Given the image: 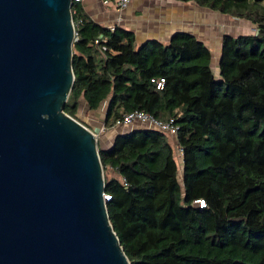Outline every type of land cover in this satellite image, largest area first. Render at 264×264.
<instances>
[{
    "label": "trees",
    "instance_id": "1",
    "mask_svg": "<svg viewBox=\"0 0 264 264\" xmlns=\"http://www.w3.org/2000/svg\"><path fill=\"white\" fill-rule=\"evenodd\" d=\"M181 1L257 30L223 36L216 72L194 33L137 46L134 30L99 22L77 0L64 110L77 117L81 98L91 109L108 99L107 129L137 109L178 125L182 177L175 144L158 128L118 133L100 148L109 217L131 264H264V0Z\"/></svg>",
    "mask_w": 264,
    "mask_h": 264
},
{
    "label": "water",
    "instance_id": "2",
    "mask_svg": "<svg viewBox=\"0 0 264 264\" xmlns=\"http://www.w3.org/2000/svg\"><path fill=\"white\" fill-rule=\"evenodd\" d=\"M75 1L0 0V264H131L97 133L64 110Z\"/></svg>",
    "mask_w": 264,
    "mask_h": 264
},
{
    "label": "crops",
    "instance_id": "3",
    "mask_svg": "<svg viewBox=\"0 0 264 264\" xmlns=\"http://www.w3.org/2000/svg\"><path fill=\"white\" fill-rule=\"evenodd\" d=\"M88 13L107 26L120 24L135 31L136 43L139 45L148 39H158L168 42L173 34L178 31H188L194 33L201 40L205 41L213 51L217 53V61L214 65L219 69V60L222 49L223 36L226 33L239 34L236 32L239 18L219 12L217 10L198 5L193 1L185 2L181 0H131L124 8H117L109 5L104 0H82ZM224 22L228 23L225 31ZM232 24V25H230ZM243 24L251 27L256 32L257 25L248 19H244ZM230 25V26H229ZM247 33V32H246ZM250 33V32H248ZM214 56V53H212ZM213 58V57H212ZM107 106L102 105L98 109H91L87 101L80 99V106L77 118L98 133L99 148H106L112 145L118 133L129 131L133 128L142 127L139 123L123 124L125 127L108 128L102 130V126L97 123L96 118L101 114L105 120ZM81 107L85 109L84 115ZM88 109V111H87ZM171 139V135L169 136ZM177 141L176 136H172Z\"/></svg>",
    "mask_w": 264,
    "mask_h": 264
},
{
    "label": "built area",
    "instance_id": "4",
    "mask_svg": "<svg viewBox=\"0 0 264 264\" xmlns=\"http://www.w3.org/2000/svg\"><path fill=\"white\" fill-rule=\"evenodd\" d=\"M106 4L109 5H114L117 8H124L126 7L131 0H104ZM73 13V10H72ZM76 35H77V30H76ZM155 80V79H153ZM165 79L161 78L158 81L157 86L160 88L163 86ZM139 123L141 126H147V127H153V128H158L169 135L176 136L178 132V125L175 123L174 118L172 117L169 120H162L151 113H148L144 110H134L131 112H128L124 115L123 119H119L116 123V125H121V124H134V123ZM97 133V131H95ZM98 136V133H97ZM107 198L109 195H105ZM106 199V198H105ZM204 200H201V205L203 204Z\"/></svg>",
    "mask_w": 264,
    "mask_h": 264
},
{
    "label": "rangeland",
    "instance_id": "5",
    "mask_svg": "<svg viewBox=\"0 0 264 264\" xmlns=\"http://www.w3.org/2000/svg\"><path fill=\"white\" fill-rule=\"evenodd\" d=\"M242 19V18H241ZM243 21H244V19L243 20H239V24H236L235 26H237V30H236V32H242V33H248V32H252L253 31V29H252V27H251V25L252 24H249V27L248 26H246V25H244L243 24ZM230 25H232V24H230ZM229 25V26H230ZM228 27V23L227 22H224V28H226L225 29V31L228 29L227 28ZM255 31H256V29H255ZM255 33V32H254ZM234 34H236V33H234ZM136 45L138 46V44L136 43ZM212 53H214V56H213V58H212V65H213V67H214V65H215V63H216V61H217V53H216V50L213 48V51H212ZM215 70H216V72H218V69L215 67ZM82 99V98H81ZM105 105H108V99H106L103 103H102V107H104ZM81 109V112L80 113H82L83 115H84V112H85V109H83V107H81L80 108ZM87 111H88V109H87ZM96 120H97V123H99L100 124V126H102V130L101 131H105V130H107V128H105V124H104V118H103V116L101 115V114H98V117L96 118ZM125 127V126H123V124H121V125H114L113 127L114 128H120V127ZM112 128V127H111ZM123 129V128H122ZM121 128L119 129V130H122ZM171 142L173 143V144H175V150H176V154H177V157H178V159H179V162H180V167H181V170H180V174H181V177H182V168H183V155H182V151H181V148H180V146H179V143H174V140H173V138H172V136H171ZM108 175L109 176H112V175H115V173L112 171V170H108Z\"/></svg>",
    "mask_w": 264,
    "mask_h": 264
}]
</instances>
